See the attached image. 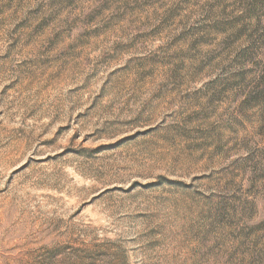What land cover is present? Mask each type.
<instances>
[{"label": "rangeland", "instance_id": "rangeland-1", "mask_svg": "<svg viewBox=\"0 0 264 264\" xmlns=\"http://www.w3.org/2000/svg\"><path fill=\"white\" fill-rule=\"evenodd\" d=\"M0 264H264V0H0Z\"/></svg>", "mask_w": 264, "mask_h": 264}]
</instances>
